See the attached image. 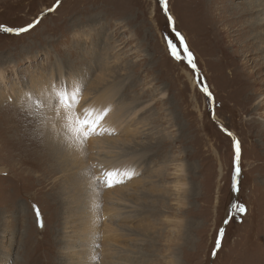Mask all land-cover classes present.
Instances as JSON below:
<instances>
[{
	"label": "rangeland",
	"instance_id": "rangeland-1",
	"mask_svg": "<svg viewBox=\"0 0 264 264\" xmlns=\"http://www.w3.org/2000/svg\"><path fill=\"white\" fill-rule=\"evenodd\" d=\"M227 5L169 0L210 111L159 0H0V25L40 18L0 32V263L264 264L263 46L253 32L245 48L230 32L215 42L202 15ZM220 125L240 141L247 214L213 257L234 199ZM75 240L89 252L67 258Z\"/></svg>",
	"mask_w": 264,
	"mask_h": 264
},
{
	"label": "bare ground",
	"instance_id": "bare-ground-1",
	"mask_svg": "<svg viewBox=\"0 0 264 264\" xmlns=\"http://www.w3.org/2000/svg\"><path fill=\"white\" fill-rule=\"evenodd\" d=\"M236 1L237 0H228L229 5L225 6L224 9H223V11L219 13V15L221 16L220 18L217 17V13L215 11H212V10L210 12H206V13L204 12L203 13L202 16H209V18H210L209 24L211 25V27H210L211 28V32H212L211 35L212 36H215V38H214L215 42L219 43V42L223 41L224 39L225 40L230 39L231 38L230 37L231 35L230 36L228 35L229 32H230V33L233 34L234 37L237 38V40H239L240 44H242L241 46H243L245 48V47H247L246 44H247L248 35L253 32L255 34L254 35L255 40L256 41H259L258 43L263 46V47H261V46L257 45V47H256L257 54L256 55L257 56L259 55L261 57V59L264 60V32H262V31L259 30V29H261V26H264V0H243L242 3H239L238 2L239 4H235ZM255 14H256V18L254 17ZM252 16L254 18H249L247 21L245 20L246 17L248 18V17H252ZM231 17H232V19H231ZM219 23H222V25H223V29L222 30H220L219 28L216 27ZM261 30H263V29H261ZM224 33L227 34V36H224ZM238 36L245 38V41L242 42V40L240 38H238ZM248 46L250 47L251 46V43ZM226 49H227V47H225V49H224L225 55L227 54L226 53V51H227ZM240 51H242V50H240ZM231 54H233V53H231ZM238 60H239V58H238ZM252 62H253V64H255L254 61H252ZM0 77H1V74H0ZM191 77L192 76H190V80H192ZM191 83H192V87H194L193 81H191ZM263 105H264V99L261 100V102L258 104V106H257L258 109H262L263 108ZM104 107H105V105H104ZM28 113H31V111L28 112ZM89 118L90 117H88V119ZM93 118H94V116H93ZM13 128H16V127H13ZM22 132H24V131L22 130ZM22 135H24V133ZM5 136H6V133H5ZM8 138H9V136H8ZM77 138H79L78 135H77ZM23 162H24V164H28V165H30L32 163L29 160L23 161ZM105 177H106V179L111 178L108 174L105 175ZM240 177H241V175H240ZM108 184H109V182H106L105 183V186H104V184H100V185L102 187H106V185L108 186ZM236 199L237 198H235V200ZM113 237L115 239H117L118 238L117 237V233H114L113 234ZM69 249H73V252L70 255H69V252H66V257L67 258L75 257L77 259L81 252H83L85 254L89 252V250H87L86 248H81V246L79 245V242L77 240L74 241V244L73 245L71 244V248H69ZM2 263L3 262H1L0 264H2ZM72 264H79V263H77L76 260H73V263Z\"/></svg>",
	"mask_w": 264,
	"mask_h": 264
},
{
	"label": "snow or ice",
	"instance_id": "snow-or-ice-1",
	"mask_svg": "<svg viewBox=\"0 0 264 264\" xmlns=\"http://www.w3.org/2000/svg\"><path fill=\"white\" fill-rule=\"evenodd\" d=\"M159 3L162 7V11L164 12V14L166 15V18L169 21L170 30L174 33V35L179 40L180 46L183 50V56L179 55L177 52L176 44H174L172 40L168 38V44H169L171 55L177 60H181V59L185 60L188 66L194 71V73L197 74L198 83H200L201 85V91L206 95V98L208 99V102L210 105V111H212L215 107L214 94L211 93L206 82H204L202 73L199 72L198 65L195 62V57L193 53L190 51L189 47L187 46L186 38L183 37V35L175 29L174 18L171 16L170 11H169V0H159ZM49 11H52V9H50ZM39 23H40V18L36 19L31 24L25 25L21 28H11L8 26L0 25V32L14 34V35H21V34L31 31ZM213 119H215L214 114H213ZM219 127H221V130L233 140V153H234L233 155V191L238 192L239 191V177L241 173V169L239 166V160H240V155H241L240 141L238 138L234 136V134L230 130L224 128L223 125H220ZM34 212L37 217L39 226L42 227L43 224L41 221V213H40L38 206L34 205ZM246 214H247L246 206L241 205L238 202H235L230 206L229 213L227 217L225 218L224 223L225 224L230 223L232 219H236L237 222H242L240 218ZM224 235H225V229L221 227L217 232L215 246L212 252L213 257H215V255L222 248V242H223Z\"/></svg>",
	"mask_w": 264,
	"mask_h": 264
},
{
	"label": "water",
	"instance_id": "water-1",
	"mask_svg": "<svg viewBox=\"0 0 264 264\" xmlns=\"http://www.w3.org/2000/svg\"><path fill=\"white\" fill-rule=\"evenodd\" d=\"M235 198H237V195L234 193V199H233L234 202H236Z\"/></svg>",
	"mask_w": 264,
	"mask_h": 264
}]
</instances>
